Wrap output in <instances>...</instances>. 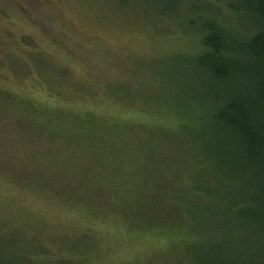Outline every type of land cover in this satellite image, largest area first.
I'll return each instance as SVG.
<instances>
[{
  "label": "rangeland",
  "instance_id": "obj_1",
  "mask_svg": "<svg viewBox=\"0 0 264 264\" xmlns=\"http://www.w3.org/2000/svg\"><path fill=\"white\" fill-rule=\"evenodd\" d=\"M165 1L0 0V229L34 230L37 227H25L18 220L35 218L40 213V218L49 222L46 225H54L55 237L62 244H69L76 242L75 237L82 235L83 229L63 228L59 224L74 225L81 220L80 223L88 225L91 218L84 214L88 210L78 209L81 204L108 210L109 214L97 221L103 225L96 228L105 236L116 235V225L131 223L129 208L144 211L152 207L169 212L166 209L176 205L174 208L182 213L187 210L185 220L191 235L197 234L200 225H208L211 239L229 240L232 248L241 252L238 255L241 263L264 264V238L256 240L230 219L227 223L225 215L215 225L216 217L211 216L208 221L205 218L210 216L201 211L207 203L198 200L201 195L198 185L208 179L207 174L210 179L216 174L206 166V152L199 143L205 131L199 129L198 136L197 125L187 126L178 119L200 117L202 94L208 85L201 82L193 63L200 50L196 32L156 20L155 15ZM228 26L244 31L247 22L239 17ZM23 35H33L35 44L31 46H39L48 53H40V60L35 59V63L29 60L37 75L52 82L53 94L56 98L60 94L59 106L76 112L57 111L51 117L41 113L37 122L43 136L32 135L27 128H23L26 132L19 131L22 137L18 136L10 128L9 113L14 121L15 113L9 105L5 108L8 103L4 95L8 91L7 96L12 91L20 92L19 78L28 73L24 69L15 74L12 69L28 62L26 54H20L16 48ZM22 79L32 103L42 106L46 94L40 92L37 78L25 75ZM66 94L74 97L72 107L64 102ZM82 107L106 118L111 117L114 108L125 113L124 119L112 120L110 125L103 123L105 129H111L112 142L103 143L105 147L99 151L85 142L83 125L87 119ZM182 112H187L186 116ZM71 127L77 129V136L69 141V147L63 140L68 141ZM55 177L62 182H54L50 202L36 204L30 195L23 202L9 195L18 187L28 191L42 188L48 179ZM71 186L78 189V195L72 194ZM91 191L110 196L109 208ZM65 201L74 210L83 212L80 215L68 212L63 207ZM118 204L122 206L119 214L112 211ZM147 229L151 230L143 223L138 230ZM124 239L129 246L127 251L131 252L136 241ZM112 247L123 250L119 242L114 241ZM0 249L6 251L8 243L0 240ZM150 253L148 250L147 255ZM166 257L158 263L172 264L175 260L170 254Z\"/></svg>",
  "mask_w": 264,
  "mask_h": 264
},
{
  "label": "trees",
  "instance_id": "obj_2",
  "mask_svg": "<svg viewBox=\"0 0 264 264\" xmlns=\"http://www.w3.org/2000/svg\"><path fill=\"white\" fill-rule=\"evenodd\" d=\"M155 17L156 20L194 31L199 37L200 50L193 63L200 73L201 82L208 85L202 94L201 115L178 120L187 126L197 125L198 136L199 129L205 131L199 143L206 152V166L215 170L214 179L206 175L214 186L208 179H203L202 184L198 185L201 190L198 200L207 203V207H201V211L210 216L205 218L208 221L211 216H215V225L225 215L227 223L230 219L238 229L248 231L252 237L261 241L264 238V0H166ZM239 17L247 22L244 31L228 26L230 21ZM31 44H35L34 36L23 35L16 47L20 54H26L27 63H30V59L33 63L35 59L40 60V53L48 54L38 45L36 48ZM35 49L37 55L34 54ZM27 63L24 66L14 65L12 69L15 74L25 69L28 73L24 76L30 75L33 80L37 78L35 82L40 92L46 94L44 101H41L42 106L37 107L36 103H32L30 95L25 93L23 76L19 78L22 86L20 92L12 91L7 96L8 91L4 95L8 103L5 108L9 105L10 111L15 113V121L9 113L10 128L18 136L19 131L26 132L23 128H27L32 135L39 133L43 136L41 125L37 122L41 113L51 117L57 111L66 114L76 112L69 107L59 106L57 100L60 94L55 97L52 82L49 78L38 76L35 66ZM73 100L74 97L66 94L64 102L67 105L71 106ZM80 109L87 119L83 125V129H86L85 142L89 148L99 151L100 147H105L103 143L108 140L112 142L111 129H105L103 123L110 125L112 120L124 119L125 113L114 108L110 111L111 117L106 118L90 108ZM186 113L182 112L185 116ZM67 134L68 141H63L70 147L69 141H74L72 137L77 136V129L71 127ZM59 137L63 136L59 134ZM198 152L203 156L200 150ZM55 181L58 184L62 182L60 177H55L48 179L42 188H28V191L18 187L15 191L6 190L11 191L9 195L23 202L30 195L34 203L43 204L52 196ZM71 187L74 188L72 194L78 195V189ZM91 192L97 195L101 203L106 202L104 206L109 208L111 200L107 199L110 196H103L99 191ZM67 203L63 207L73 215L83 212L74 210ZM88 206L81 204L78 208L88 210L84 213L91 218L88 225L80 223L81 220L74 225L57 223L63 228L80 226L83 229L82 235L75 237L76 242L69 244H62L60 238L55 237L54 225H46L49 222L42 220L40 213L35 218L18 220L25 227H37L34 230L23 232L15 229L10 232L12 228H1L0 240L8 243V249H0V264H159L158 260L167 258L168 254L175 258L172 264H245L239 261L238 255L241 252L232 248L229 240L214 241L208 236V225H200L197 234L194 232L191 235L185 220L187 210L182 213L174 208L176 205L167 208L169 212L152 207L144 211L129 208L131 223L116 225V235L112 233L106 236L96 228L103 225L97 221L108 215V210ZM121 210L119 204L112 208L117 214ZM198 211L199 214L200 208ZM143 223L148 224L151 230H138ZM78 238L81 239L79 243ZM124 238L136 241L131 252L127 251L129 246L125 245ZM114 241L119 242V248L123 250L118 251L112 247ZM148 250L151 251L150 255H147Z\"/></svg>",
  "mask_w": 264,
  "mask_h": 264
}]
</instances>
